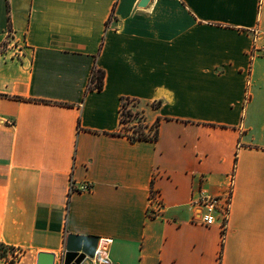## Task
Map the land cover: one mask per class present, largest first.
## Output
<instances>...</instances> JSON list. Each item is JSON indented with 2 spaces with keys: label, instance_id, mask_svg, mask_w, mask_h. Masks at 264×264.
Wrapping results in <instances>:
<instances>
[{
  "label": "crops",
  "instance_id": "1",
  "mask_svg": "<svg viewBox=\"0 0 264 264\" xmlns=\"http://www.w3.org/2000/svg\"><path fill=\"white\" fill-rule=\"evenodd\" d=\"M141 1L0 0V242L16 264L70 234L112 239L115 264H264V0ZM124 101L156 140L129 137ZM232 172L223 241L190 203Z\"/></svg>",
  "mask_w": 264,
  "mask_h": 264
},
{
  "label": "built area",
  "instance_id": "2",
  "mask_svg": "<svg viewBox=\"0 0 264 264\" xmlns=\"http://www.w3.org/2000/svg\"><path fill=\"white\" fill-rule=\"evenodd\" d=\"M264 36V34H263ZM251 59L253 60L256 57L264 58V42L261 47L254 48L251 51ZM97 80L94 79V73L91 77V82L89 87H96ZM128 111L133 112L128 108ZM156 131H152L149 135L151 138H154ZM235 172H232L229 175V184L226 191L220 196H211L204 192L196 193L192 199L190 206L195 211V216L192 219L193 223L201 224L207 227L218 225L221 230L222 240L225 241L227 237V231L229 226V218L231 215V207L234 195L235 188ZM93 189L91 183L85 182L82 183L79 187H76L73 182L70 185V194L75 192H90ZM165 205L163 203L160 191L152 189L149 197V208L148 214L149 217L158 218L162 217L165 213ZM112 239H99L97 249L93 258L86 256L78 264H115L110 255V247L112 244ZM64 255L65 250L61 254V257L56 256L55 264H64ZM59 258H62V261L59 263ZM76 264V260L72 264Z\"/></svg>",
  "mask_w": 264,
  "mask_h": 264
},
{
  "label": "water",
  "instance_id": "3",
  "mask_svg": "<svg viewBox=\"0 0 264 264\" xmlns=\"http://www.w3.org/2000/svg\"><path fill=\"white\" fill-rule=\"evenodd\" d=\"M147 0L141 1V6L147 4ZM99 239L97 237L80 236L70 234L67 237L64 264H72L76 260V264L80 263L86 256L94 257L98 246ZM56 255L53 253H40L38 255L37 264H55ZM75 264V263H74Z\"/></svg>",
  "mask_w": 264,
  "mask_h": 264
},
{
  "label": "trees",
  "instance_id": "4",
  "mask_svg": "<svg viewBox=\"0 0 264 264\" xmlns=\"http://www.w3.org/2000/svg\"><path fill=\"white\" fill-rule=\"evenodd\" d=\"M94 73V79L97 80V85L96 87H89V90H102L103 86H104V78H105V73L98 68H94L93 70ZM128 102L124 101L123 105H122V117H121V121L123 124H127L131 119L128 118L129 116L131 117V111H128ZM141 128V127H139ZM132 129V133L129 134V137L133 140V141H137V140H156L157 138V132L155 134L154 138H151L149 135H147L145 133V131L143 129H137L135 127L131 128ZM14 250L16 249L15 247L12 246H8L4 243L0 242V259H4L6 260L9 264H16L17 261L19 260V258H14L12 260H9L7 257V251L8 250Z\"/></svg>",
  "mask_w": 264,
  "mask_h": 264
},
{
  "label": "rangeland",
  "instance_id": "5",
  "mask_svg": "<svg viewBox=\"0 0 264 264\" xmlns=\"http://www.w3.org/2000/svg\"><path fill=\"white\" fill-rule=\"evenodd\" d=\"M133 108V107H132ZM131 117L129 116L128 118H130L131 120L125 124V130L127 131L129 128H137L140 129L139 127L143 126L142 122H143V114L139 111H133L131 112ZM7 257L9 260H12L14 258H21L22 257V253L20 250L18 249H14V250H8L7 251ZM61 257V255L59 256ZM62 261V258H59V263Z\"/></svg>",
  "mask_w": 264,
  "mask_h": 264
}]
</instances>
